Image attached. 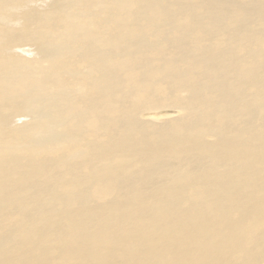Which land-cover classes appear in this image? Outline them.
Segmentation results:
<instances>
[{
  "label": "bare ground",
  "instance_id": "6f19581e",
  "mask_svg": "<svg viewBox=\"0 0 264 264\" xmlns=\"http://www.w3.org/2000/svg\"><path fill=\"white\" fill-rule=\"evenodd\" d=\"M198 1L205 8L203 16L181 10L172 20V5L165 0H77L75 8L66 12L62 10L67 4L59 3L52 16H46L43 30L47 33L40 38L47 49L41 52L48 61L44 59L48 67L41 65L44 71L38 69L36 59H0L5 109L10 114L12 109L6 106L26 100L25 112L34 122L24 132L18 129L15 143L0 144V264L264 262V246H259L264 245V177L259 184L250 181L254 172L264 173V48L257 44L264 41V0H237L226 12L225 30L217 28L220 20L213 19L215 14L225 17L217 10L225 0ZM137 6L151 32L172 25V50L184 67L173 63L153 74L164 73L165 90L168 84L188 88L182 104L197 119L187 124L191 127L187 132L173 121L160 127L159 139H154L155 132L150 133L153 138L133 132L138 123L130 116L134 105L152 97L149 88H143L148 79L139 75L148 72L144 65L152 60L143 54V43L131 40L134 25L129 17ZM106 13L105 24L113 35L102 30ZM206 27L217 28L220 40L216 37L210 44L185 51L182 37L195 35L196 39ZM24 33L37 39L32 32ZM250 41L256 46H250ZM85 42L100 44L102 51L88 50ZM159 44L150 47L151 54L165 50ZM80 50L90 68L74 76L92 81L91 91L98 99L93 102L99 105L89 103L88 95L82 103L81 97L61 91V65ZM240 56L248 65L239 61L237 67L243 71L232 75L229 63ZM119 69L127 72L129 93L121 92L111 79ZM5 89L10 92L6 97ZM233 89L238 104L245 99L251 100L250 105L245 103L239 110L230 97ZM113 91L117 99L105 103L103 95ZM208 93L213 107L203 110L197 103ZM238 110L243 115L235 119ZM120 114L123 124L118 126L111 117ZM211 115L220 120L225 115L223 130L231 121H247V126L236 131L234 139L208 144L195 129ZM140 142L145 150L135 154L132 146ZM169 158L175 162L166 163ZM254 166L262 170L254 171ZM166 172L164 186L139 187L150 180L148 176Z\"/></svg>",
  "mask_w": 264,
  "mask_h": 264
},
{
  "label": "rangeland",
  "instance_id": "374dc122",
  "mask_svg": "<svg viewBox=\"0 0 264 264\" xmlns=\"http://www.w3.org/2000/svg\"><path fill=\"white\" fill-rule=\"evenodd\" d=\"M76 1L77 0H65L64 2H62V0H0V59H3V58L15 59L16 58L18 60V59H23V58L25 59L26 58L25 59L26 61H29L31 59H36V62H38L37 63L38 69L41 70L42 69L41 67L42 66L45 67V65H47V67H48V64H46V63H48V61L45 59L46 57L44 58L41 55V52L44 49L47 50L46 45L44 44L43 39H40L41 37H45V35L47 33L46 31L43 30V29H45L44 26L46 23V16L47 15L52 16V13L55 12V9L59 7V3L67 4L65 6V8H63L62 12L72 10L75 8ZM93 1H95V0H91V3ZM101 1H103V0H101ZM165 1L167 3H169L170 5H172L171 16H170L171 20L174 17H177L179 11H181V10L190 11L191 14L198 15V16H203L205 14L203 11L205 8H202V4H199L198 0H165ZM236 1L237 0H225V2L217 4V10L219 11V13L222 14L225 12V17L223 15H220V14L214 15V17H213L214 20H220L221 21V23L219 24V26H217V28L219 27V28H223L225 30V26L228 23L226 12L228 11V9L233 7V5L236 3ZM164 5H166V4H164ZM91 7H94L93 9H98L101 6L92 5ZM108 16H109L108 13L103 15V18H102V22H103L102 28L103 29L102 30L105 31L107 33V35H113L114 34L113 29H109V28H111V26H109L107 29V25L105 24L107 19H108ZM155 22L156 21L152 22V24ZM110 23H112V22H110ZM129 23H130L131 27H132V25H134V28L132 27V31H131L134 33V36L131 38V40L133 41V43L135 42V44L143 43L144 46H141L142 51L144 52L143 54H146V56L152 60L150 64L144 65L146 67V69H149L146 74L141 75L139 72L140 77H142L141 79H144V80L148 79L147 83L145 85H143V86H145L143 88L148 87L149 88V94L152 97L149 100V102H143V104L139 103L137 105H134L135 108H134V106L132 107L135 110L132 109V111H134V112L130 116L133 120H135V121L137 120L136 123L138 122L136 124V126H134V128H133V132L135 131L134 133L137 136H140L139 134H141V133H145V134L149 133L148 135L150 136V135H152L150 133L155 132V133H153V135H156L154 139H157V138L159 139V135L162 133V131L159 130L160 127L163 128V126L166 125V123H170V121L177 122L179 125H183L185 132H187V129L191 128L187 124L188 123L190 124L197 119L196 115L191 117L190 115L192 114V112L188 111L186 109L185 105L182 104L183 102H185L187 100V97L189 95L188 94V88H185V87L178 88L177 86H175L173 84L172 85L168 84V89L165 90L162 87L164 79L166 78L164 73H162V74L160 73L158 75L153 74L159 68L160 69L165 68L166 66L173 64V63L175 65H180V66L183 65L181 61L177 60V58L175 57L176 53L172 50L173 47H172V43H171V39H170V36H171L170 35V32H171L170 29H171L172 25L168 24V23H166V24L164 23L165 25L162 26V29H160V31L151 32L149 30L150 26H148V22L146 20H144L142 17V13H141L139 6L135 7V9L133 10V13L129 17ZM113 25H115V24H113ZM167 25H168V27H167ZM169 26H171V27H169ZM112 27L114 28V26H112ZM217 28L206 27L205 28L206 31L196 39H195V35L183 36L181 39V42L183 43L184 50L186 51L187 49H189L190 46H194L197 44H199V45L210 44L211 42L215 41L216 37H218V40H220L221 36H219L217 34V32H216ZM24 32H29V33L32 32L33 38H37L39 41L37 39L36 40L31 39L32 38L31 36L27 37V34L23 36V34H25ZM18 33H19V36H18ZM34 35H35V37H34ZM81 37H82L81 35L78 36V38H81ZM159 42H160V44H159ZM251 42L252 41H250V46H252L255 43V41L252 43ZM260 42L262 44V47L264 48V41H257V44ZM217 43H219V42H217ZM90 44L91 43H89V42H85V45H86L88 50L93 51L92 47H94V48H96V51H98V50L102 51V46L101 47L98 46L100 44H98V45H96V44L90 45ZM156 44L163 45L165 50H163V52H161V53L155 52L156 54H151L150 53L151 52L150 47H152L153 45H156ZM258 45H260V44H258ZM254 46H256V44H254ZM141 47L139 48L140 50H141ZM40 48H42V49H40ZM48 50L51 51L52 47H49ZM169 51H170V53H169ZM81 52H82V50L77 52L76 56L71 58L67 62V64L61 65L62 70H63V76L61 77V79H62V81H64V85H65V86L63 85L61 87L62 88L61 91L65 94H67L69 97L73 96L75 99H79L78 97H81L80 100L83 99L82 103H84L86 101L85 98L88 95V97L91 98V99H89L87 97L89 103H91V104L96 103L97 105H99V103L93 102V101H95V99H97V97L95 96V93L92 94V92H94V91H91L93 88L92 81L86 80L85 77L80 79V78H78V76H77V78H76V76H74L77 72L78 73L86 72V69L90 68L88 65V62H87V58L83 57V54ZM171 52H173V53H171ZM96 54H98V53H96ZM117 54H118V52H117ZM39 57H42V58H39ZM85 59H86V62H85ZM138 59H141V58H138ZM239 61H242L245 64V66L248 65L243 61L242 56H240L234 62L229 63L230 67L228 66V72H232L231 73L232 75H234L235 72H236L237 76H239L242 73L243 70L239 69L237 67ZM39 64H40V66H39ZM184 65H187V63H184ZM73 67L75 69H73ZM182 67H184V66H182ZM66 68L71 69V72H65ZM154 69H156V70H154ZM121 70L122 69L116 70V72L113 74L111 79L115 81L116 87H119L121 92L125 91V92L129 93L130 92L129 83L125 82L127 79V72L125 73V70H122V72H121ZM151 70H154V72H152V74H150ZM45 71L48 72L49 70L45 69ZM95 73H96V70H92V74H95ZM125 76H126V78H125ZM194 78H196V77L194 76ZM73 79H75V80H73ZM65 80H66L67 84H66ZM149 80H150V84H149ZM215 80H216V78H215ZM77 86H79V87H77ZM80 87H81V89H80ZM158 87H159V89H157ZM73 88H76V89L79 88V89H77L78 90L77 91L76 89H73ZM160 88H161V91H160ZM84 89H85V91H83ZM152 89L154 92H152ZM254 89H257V88H254ZM68 90L71 91V92L69 91L71 93V95L69 94ZM73 90H74V92H73ZM79 90H81V93H79L80 92ZM233 90H234V92H232V91L230 92V97H231V100L234 99V101H235L234 105H235L237 103V101L235 100V97H233V95L235 93V89H233ZM90 92H91V94H90ZM111 93L112 94H106V96L103 95L104 102L106 100L110 101V102H114L117 99L118 93H117V95H116L115 91H113ZM248 93L251 94L250 91H248ZM9 94H10L9 90L5 89V96L4 97H6ZM258 94H260V92L257 91V93H255V96H254L255 99L259 98ZM75 96H77V97H75ZM235 96L237 97V95H235ZM1 97H3V96H0V112H1V110H3V112L0 113V144H2V145H7L10 143L13 144L16 142V140H14L13 136H18V137L20 136V135H18L19 131H20L18 129L22 128L23 132H24L25 129H27L31 124L34 123L33 118H32L33 116H31L29 113L25 112L26 100H24L23 102H21L19 104H13V105L6 106V107H9L10 109H12V112L9 114V112H7V109H5V106H4V103L6 102V98H1ZM211 98H212V94L208 93L207 96H204V99H202L201 102L197 103V106L199 108H203V110L205 108L213 107V106H211V105H213ZM172 99H174V100H172ZM162 100H164V101H162ZM209 100H211V102ZM152 101H153V103H152ZM157 101H159V102H157ZM254 101L257 102L256 100H254ZM250 102H251V100L246 103L245 99H244L242 102H240V104L237 103L239 110L244 108L245 103L247 105H250ZM115 104H113V105H115ZM209 104H211V105H209ZM5 105H6V103H5ZM138 105L144 106L145 109L141 106H138ZM140 108L141 109L143 108V109L140 110ZM214 108H217V107H214ZM14 109H17V110L13 111ZM97 110L99 112H102L103 108L99 107V108H97ZM120 110H122V109H120ZM239 110H238V113H236L235 119L238 117V115L239 116L243 115V114H239ZM131 112L129 110V114ZM135 112H138V113H135ZM27 114H29V115H27ZM195 114H198V112H195ZM205 114H207V113H205ZM114 115H115V113H114ZM138 115H139V117H138ZM207 117H208V114H207ZM221 117H223V116H221ZM108 118L110 119V116H108ZM113 118L117 122L118 126L123 124V121L120 119L121 114L119 117H111V119H113ZM173 118H175V120H173ZM223 121H225V115L222 118V120L214 119L213 115H211V117L209 119L203 121V123H201L195 130L202 133L204 142H207L208 144L209 143H217L218 144V143H222L226 139H234L236 136L235 132L241 131V129L243 127L247 126V124H246L247 121L244 123H241L240 121L233 123L231 121L232 125L231 124H229V125L225 124V129L223 130V124H222ZM143 122H145V123H143ZM147 123H149V124H147ZM149 125L152 126L151 129H150V127H147ZM156 125H158L159 127H157ZM226 128H227V130H226ZM231 128H232V130H231ZM118 129L121 130V128H119V127H118ZM23 132H21V133H23ZM215 133H217V134H215ZM150 137H152V136H150ZM189 143L191 145H193L191 140L189 141ZM144 146H145V144L140 142L139 144L133 145L132 149L134 150L135 154H137V153L143 154V152L145 150V149H143ZM210 149H213V147H210ZM218 150H219V148H218ZM199 154L204 156L203 152H201ZM171 160H173V161H171ZM204 160L210 161L208 159V157H205V156H204ZM168 161L170 163L175 162L174 159H170V160L167 159L166 163H169ZM186 161L188 162L191 160L187 159ZM155 163H158V162H155ZM252 170L261 171L262 169H258V166H254L252 168ZM179 173H181V171H179L178 174ZM157 175L160 176L161 178L158 177ZM168 176H169L168 172H166V175L165 174L164 175L163 174H156V175L154 174V175H152L151 178H150V176L147 177L148 180L150 179L147 183H139L138 185L141 189H146V190H148L152 186L162 187L165 185ZM240 177H241V175L239 176V178ZM263 177H264V173H255L254 172L253 176H251L250 181L252 180V182L254 184H259L260 179H262ZM240 179H242V178H240ZM155 187H153V188H155ZM199 188H201V187H199ZM128 193L130 194V192H128ZM121 198H123V197H121ZM243 200H247V197L244 198ZM143 208H146V207H142V209ZM263 238L261 241H264ZM259 246H264V245H262L260 242ZM260 249H261V247H259V250ZM261 264H264V262L262 261Z\"/></svg>",
  "mask_w": 264,
  "mask_h": 264
}]
</instances>
